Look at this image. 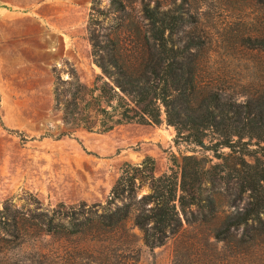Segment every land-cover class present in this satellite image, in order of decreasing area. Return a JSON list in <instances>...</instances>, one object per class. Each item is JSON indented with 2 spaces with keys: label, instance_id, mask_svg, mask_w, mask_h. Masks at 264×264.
Wrapping results in <instances>:
<instances>
[{
  "label": "rangeland",
  "instance_id": "obj_1",
  "mask_svg": "<svg viewBox=\"0 0 264 264\" xmlns=\"http://www.w3.org/2000/svg\"><path fill=\"white\" fill-rule=\"evenodd\" d=\"M24 1L26 9L0 0V264H88L96 258L99 264H171L178 245L175 236L169 235L162 245L147 246L133 223L134 210L123 227L111 232L94 233L86 219L107 210L113 180L127 169L122 162L134 165L148 155L160 164L162 173L169 174L178 173L184 156L202 159L206 168L223 160L183 141L166 123L164 113L148 135L118 138L86 130L63 139L45 135L56 134L61 126V111L52 99L54 88L80 85L90 92L93 82L100 83L92 55L96 40L134 44L142 39L146 20L141 1L121 0L125 7L121 13L110 7L111 0ZM189 7L199 16L197 29L207 34L201 53L202 80H213L225 91L238 94V101L262 93L264 51L243 48L241 39L264 34V2L189 0ZM23 16L36 20L30 32L37 34L45 48L38 59L53 69L49 72L53 83L44 96L12 84L13 79L43 73L28 68L18 53L21 39L10 37L6 20ZM218 152L226 155L229 149L222 147ZM244 159L253 162L251 155ZM230 165L228 159L212 173L225 174ZM217 189L225 195L218 202L223 216L233 209V181H224ZM147 192L149 188L143 185L137 197ZM245 201L244 196L238 206ZM82 222L78 227L82 231H75L73 225ZM224 264H264V248L249 255L246 262L226 259Z\"/></svg>",
  "mask_w": 264,
  "mask_h": 264
},
{
  "label": "trees",
  "instance_id": "obj_2",
  "mask_svg": "<svg viewBox=\"0 0 264 264\" xmlns=\"http://www.w3.org/2000/svg\"><path fill=\"white\" fill-rule=\"evenodd\" d=\"M4 1L27 7L24 0ZM140 1L146 20L142 39L134 44L96 40L92 55L100 70V83L93 82L90 92L80 85L59 91L54 88L52 99L61 111V126L56 134L45 135L63 139L79 130L118 138L122 134L148 135L164 113L178 137L211 151L222 164L206 168L202 159L184 156L178 173L167 174L148 155L134 165L122 162L127 169L113 180L107 210L86 219L90 228L96 234L117 230L134 210L133 223L142 231L147 246L162 245L169 235L175 236L178 245L171 264H224L226 259L246 262L249 255L264 248V91L238 101V94L225 91L213 80H202L201 53L207 34L197 29L199 16L190 9L189 0ZM110 7L125 11L121 0H111ZM35 22L31 16L6 20L10 37L21 39L18 53L23 61L31 71L43 72L13 79L12 84L44 96L53 83L49 78L53 69L48 70V64L38 59L45 48L37 34L30 32ZM241 44L245 49L264 51V34L248 35ZM251 145L256 148L250 150ZM222 147L229 153L219 154ZM244 155H251L253 162H246ZM228 159V172L212 173ZM228 180L233 181L235 190L230 204L233 209L220 216L218 202L225 195L217 187ZM143 185L149 192L137 197ZM244 196L246 201L240 207L237 201ZM80 225L83 222L73 225L75 231H82ZM98 259L88 264H99Z\"/></svg>",
  "mask_w": 264,
  "mask_h": 264
}]
</instances>
